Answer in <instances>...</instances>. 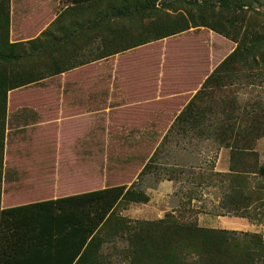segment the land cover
<instances>
[{"label":"rangeland","instance_id":"obj_1","mask_svg":"<svg viewBox=\"0 0 264 264\" xmlns=\"http://www.w3.org/2000/svg\"><path fill=\"white\" fill-rule=\"evenodd\" d=\"M195 1L159 0L156 7L171 16L168 23L172 19L175 22L173 17L179 14L188 24L199 23ZM224 2L227 7L207 0L203 21L213 19L237 38L244 30L261 31L264 27V0ZM69 5L68 0H9L10 40L37 37ZM177 23L174 29L183 21ZM214 25L219 28V24ZM187 40L191 45L184 47ZM235 46L205 26L188 25L185 31L9 91L0 209L81 195L70 193L68 182L73 176L90 174L101 189L134 184L145 194L169 177L177 188L162 205L172 203L176 207L173 214L181 220L210 224L214 216L227 209L220 207L229 200L227 196L242 191L246 200L240 212L245 217L239 218L249 224L226 230L259 233L264 238V176L230 172L233 132L225 121L229 112L223 113L228 100L236 104L237 118L247 116L246 103L264 107V71H260L259 83L240 79L238 84L202 89ZM200 90L205 92L199 98L202 110L195 119L192 115L197 107L186 116L193 129L180 125V120L176 121L179 115L172 117L173 110L187 101L186 110ZM80 113L93 115V119L85 118L84 128L89 130L86 137L73 133V128L82 124ZM186 128L190 130L183 137L176 135ZM201 133L209 134L200 137ZM199 147L204 151L200 156L195 153L202 151ZM249 147L258 153L257 166L263 165L264 136ZM244 158L245 163H235L240 170L250 172L254 157ZM147 163L151 168L141 174ZM135 174L139 181L128 185ZM125 205L119 206L120 213L129 204Z\"/></svg>","mask_w":264,"mask_h":264},{"label":"trees","instance_id":"obj_2","mask_svg":"<svg viewBox=\"0 0 264 264\" xmlns=\"http://www.w3.org/2000/svg\"><path fill=\"white\" fill-rule=\"evenodd\" d=\"M68 1L71 5L37 37L11 41L9 0H0V180L7 93L45 77L174 35L191 25L205 26L236 44L202 89L238 84L240 79L261 81L264 27L244 30L240 38L231 37L220 23L203 21L207 0L194 2L201 18L191 24L181 14L168 23L171 16L156 7L159 0ZM217 3L226 6L224 0ZM177 21L183 24L174 29ZM200 91L176 121L184 119L205 95ZM244 108L247 116L237 118L236 104L228 100L223 112H229L225 121L233 132L229 170L264 176V164L257 166L258 153L249 147L264 136V107L246 103ZM232 117L236 119L231 122ZM246 155L254 157L250 172L235 163H245ZM149 168L147 163L141 174ZM227 198L220 206L227 209L220 215L245 217L240 212L246 200L242 191ZM148 201L132 184L2 208L0 264H264V238L259 233L202 227L171 212L158 220H134L119 212L121 204Z\"/></svg>","mask_w":264,"mask_h":264},{"label":"crops","instance_id":"obj_3","mask_svg":"<svg viewBox=\"0 0 264 264\" xmlns=\"http://www.w3.org/2000/svg\"><path fill=\"white\" fill-rule=\"evenodd\" d=\"M57 3H59V2H57ZM55 4H56V2H55ZM184 44H183L184 47L191 45L189 40L185 41ZM198 45L199 44L195 43V46H198ZM186 103H187V101L185 102L184 106L186 105ZM202 103L203 102H201V100H197L196 105H195V107H197V111H196V114L192 115L193 119H195V116L200 113V110H202V106H203ZM184 106H181L180 109L173 110V112H174V114H172L173 119H176V117L181 114ZM195 107H193V109H195ZM188 113H189V111L186 113L185 118L180 120V125L187 124L186 127L193 129L192 126L189 125V120L186 118ZM79 116L81 117L79 122H82V124H79V125L77 124L78 126L76 125L73 128L74 129L73 133H74L75 137H86L89 130H88V128H84V122H86L85 118L86 117H92L93 115L87 114V113H82V114L80 113ZM91 119H93V117ZM198 120L201 121V119H198ZM195 124H196V122H195ZM188 128L181 129L182 131L176 133V135L183 137L184 132H187L190 130ZM208 134L201 133L200 137H204L205 135H208ZM198 150H202V151L195 152L199 156L204 154L202 147H199ZM216 153H217V151L214 154H216ZM211 154H212V152H211ZM170 179H172V178L168 177V178H166V180L160 181L157 184L155 189L152 188L148 192H146V194L150 197V199L147 203H130L124 210L121 211L120 214L122 216H125V217L130 218V219H134V220H158V219H162L167 210H169L168 212H171L173 214L174 209L176 207L172 203L171 204L166 203V207H164L162 205L163 199L165 197H166V199H168L169 196L172 195L176 191V188H177L176 187L177 184ZM138 181H139L138 176H137V174H135L134 176L131 177L130 181L128 182V185H129V183L131 184L132 182H138ZM97 184H99V181L96 180V178H91L90 174H85L83 176H77V177L73 176L72 179L69 180V182H68V185L70 187V189H69L70 193H76V194L87 193V192H91V191L101 189L100 188L101 186L98 188ZM198 224H199V226L208 227V228L231 229V228H235L237 226L243 227L244 224L247 226L249 223L246 220H244L243 218L234 217V216L229 217V216L217 214L216 216H214L212 223L205 224L203 220H199Z\"/></svg>","mask_w":264,"mask_h":264}]
</instances>
